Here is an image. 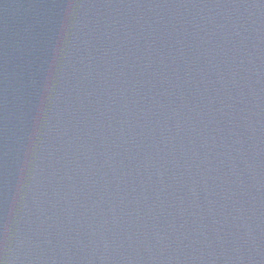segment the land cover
Listing matches in <instances>:
<instances>
[{
	"label": "water",
	"instance_id": "obj_1",
	"mask_svg": "<svg viewBox=\"0 0 264 264\" xmlns=\"http://www.w3.org/2000/svg\"><path fill=\"white\" fill-rule=\"evenodd\" d=\"M0 264H264V0H0Z\"/></svg>",
	"mask_w": 264,
	"mask_h": 264
}]
</instances>
